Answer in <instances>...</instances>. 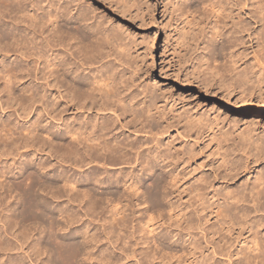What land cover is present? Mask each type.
<instances>
[{
    "label": "bare ground",
    "instance_id": "1",
    "mask_svg": "<svg viewBox=\"0 0 264 264\" xmlns=\"http://www.w3.org/2000/svg\"><path fill=\"white\" fill-rule=\"evenodd\" d=\"M42 1L0 0V112L7 116L0 122V264H264V128L224 126L218 134L210 123L213 150L185 180L178 162L203 154L195 152L201 134H188L201 118L181 126L157 95L148 100L150 87L134 83L127 30L99 15L93 0ZM197 1L182 9L196 23L203 14L211 19L213 55L217 43L228 51V78L241 61L234 50L257 41L252 65L226 87L237 102L263 100L253 79L264 84V0ZM154 13L151 3V22ZM173 128L194 147L165 152L159 135ZM16 168L20 177L7 181ZM178 189L190 195L184 207L173 200ZM5 192L15 200L4 203ZM160 218L163 230L146 234L144 226ZM103 238L108 246L100 247ZM118 241L128 248L114 250Z\"/></svg>",
    "mask_w": 264,
    "mask_h": 264
},
{
    "label": "rangeland",
    "instance_id": "2",
    "mask_svg": "<svg viewBox=\"0 0 264 264\" xmlns=\"http://www.w3.org/2000/svg\"><path fill=\"white\" fill-rule=\"evenodd\" d=\"M114 1L93 0L99 9V12L97 11L99 15H102V13L106 14L111 17V20L115 21V28L119 29L124 27L123 29L127 30L124 36L125 39L127 37V40H131L130 42L132 44V49L130 51L132 54L131 68L136 73V75L132 74V76H136L134 78V83L139 81L140 83H143L144 86L150 87L149 93L151 92L152 94H149L148 100L157 95L159 98L158 100H160V103L162 104V108H165V113L169 120L172 118V115H175L177 118L181 116V126H184L183 124L189 119L201 118L202 125L199 130H197L196 133L195 130H193L192 132H188V134L194 136H197L199 133L201 134L200 139L202 141L198 146L196 145L195 152L199 153L197 150L198 147L203 154L199 153L200 158H195L191 162H186L185 160L183 162L181 160L178 162V171L185 176V180L189 179L192 175L189 171L192 170L193 172L192 168H194L197 163L199 164L203 160H206L205 158H208V153L213 150L212 145L209 144V138L212 136L210 129L211 125H209L210 123H213V125L215 124L216 129L214 130L216 133H218L217 130L224 129V126L225 129L232 130L235 129V127H241V129H244L247 125L248 129L256 131L261 127L264 128V99L257 100L254 98H246L241 99L240 101L238 100L237 102L235 92L232 93L230 89L226 87L229 81H234V83L237 81L236 77L245 65H252L253 51L258 48L256 40L249 42L247 39V41L245 40L243 43L244 48L237 47L234 50L235 59H241L245 64L240 61L238 65L241 67L238 66L237 69L234 70L231 74L233 77L231 79L228 78L229 74L223 72L226 69L227 64L229 65L228 67H231V63H229L230 59L227 57L228 51H221L222 45L217 43V47L219 48L217 51H219L220 54L217 57H214L215 55H213L215 44L210 41L212 30L207 26L211 19H208L201 12L203 15H200V22L196 23L194 21L195 16L189 15V13L185 11L186 9H182L184 7L183 2L186 0H134L135 2L130 0L129 6L131 5L132 8L131 6L129 8L131 9L120 8L116 3V0ZM188 1H193L198 4L197 0H187V2ZM42 3L46 4V0H43L41 4ZM151 3H155L154 22H151L148 17V9L150 8ZM199 7L200 6H198V8ZM98 18L99 16H97L96 19L98 20ZM101 18L104 19L103 17ZM213 20L214 18L212 21ZM189 23L192 24L190 25ZM128 34L130 36H128ZM216 58L218 59L217 61H215ZM13 59L14 56L12 57V60ZM2 62L3 60L0 58V63ZM215 66L221 70L220 74H217L216 70H218V68L215 70ZM127 72L129 73V70H127ZM210 79H213L212 83H209ZM227 80L228 82L226 83ZM253 83L258 89L264 90V84L259 85L256 79H253ZM5 96V94L1 93V100L3 99L4 101ZM250 99L254 100L252 101ZM16 106L13 107L12 111L11 107L7 108L8 112L11 111V120H17V114L14 111ZM23 115L24 114H22V117H24ZM6 117L7 116L0 112V122ZM176 117H173L171 121H174ZM216 120H218V124L216 123ZM237 123L238 126H236ZM249 126L252 128H249ZM241 129H239V131ZM260 134L263 135L264 131ZM159 139L161 140V147L165 152H167L171 146L175 147V149L177 148L187 151L192 149L195 143H197H194L192 138H190L189 141H182L175 128L171 129L168 134L159 135ZM2 146L3 145H1V148ZM175 149L172 150L174 151ZM204 153H206V156ZM45 157H48V155H45ZM169 159L171 160V158ZM17 160L18 155L15 154V160L13 161L10 159L8 164L12 165L14 164L13 162ZM167 162L161 163V166H163V164L165 165ZM2 165H5V163L2 162ZM18 168L14 169L16 175L13 178L8 175L7 181H11L15 179V177H20ZM68 169L71 171L70 173L76 170L74 166L68 167ZM80 170L77 169V173L75 174L79 175L81 173ZM191 181L193 182V180H190V183ZM189 184L187 183L186 186H189ZM181 191L182 189L174 190L173 195L175 198L173 200L175 202L179 200V202L182 203V207H184V204L190 199V195H187V192ZM13 194L16 195V192H13ZM5 195V200L7 199L6 197H8V199L7 201H4V203L8 201L13 202L15 200L14 195V197L12 196V199L7 196L8 194H6V192ZM180 197H182V200ZM3 207H5L3 211L6 212V205L3 204ZM14 207H17L16 203ZM173 220L174 219H171L168 222L173 223ZM214 220L216 219H212V222H215ZM97 221H99V219H97ZM162 221L164 222V220L160 218L159 220H155L154 226L150 227L145 225V233L150 228H157V231H162V227L158 228ZM99 222H102V220ZM77 223L81 225V222H76L74 223V226H72V229L80 226ZM133 224L136 225L137 221H134V223L129 225L131 231H133ZM97 228L100 230L103 227L98 225ZM38 230H41V228L36 230L37 233L35 232V239H38L40 236ZM67 230L69 229L67 228ZM67 230L64 232H67ZM64 232L62 231V233ZM142 234L146 235L148 233ZM147 237H150V235ZM175 238L176 237L171 238V240H166L165 242L171 244ZM137 239L139 241L140 237L138 236ZM187 239L188 237H184L183 239L185 240L184 242L186 245L189 243V240ZM104 240L105 239L103 238L100 247L108 246ZM118 242L115 243L114 250H121L119 247L122 246H127L128 248V243L124 245V241ZM133 247L136 248L137 246L134 244ZM140 247H142L141 244ZM34 263L35 261H33V264ZM130 264H134V261H131Z\"/></svg>",
    "mask_w": 264,
    "mask_h": 264
}]
</instances>
